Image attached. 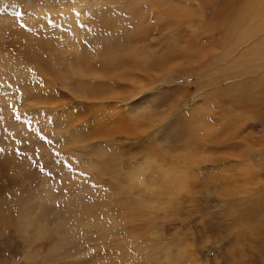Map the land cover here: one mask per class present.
<instances>
[{"label": "rangeland", "instance_id": "1", "mask_svg": "<svg viewBox=\"0 0 264 264\" xmlns=\"http://www.w3.org/2000/svg\"><path fill=\"white\" fill-rule=\"evenodd\" d=\"M15 1H0L9 14L0 20V62L20 59L15 61L29 65L32 82L26 96L18 92L28 84L18 83L0 95V247L7 249L0 264H264V87L241 98L220 91L212 96L205 112L208 135L189 143L211 160L194 167L189 189L170 190L173 206L161 210L151 191L126 186L130 164H145L147 154L172 161L187 135L198 138L206 87L193 66L205 60V50L222 51L231 31L225 23L234 15L227 8L237 0H122L115 9L108 1L89 9L81 0H55L72 6L71 18L59 24L51 10L36 11L41 1ZM14 10L23 15L13 17ZM70 20L80 41L108 40L112 46H102L104 52L136 41L154 58L148 69L132 73L136 84L98 77L88 92L50 62L49 54L69 42ZM172 38L177 50L203 51L185 59L174 50L173 63L162 67L154 60ZM121 59V68L133 72V62ZM162 76L167 83H154ZM145 96L152 97L148 109L156 115L168 113L164 133L141 131L129 117L127 105ZM61 113L66 117L54 116ZM68 130L72 136L63 135ZM119 242L125 247L107 257Z\"/></svg>", "mask_w": 264, "mask_h": 264}, {"label": "bare ground", "instance_id": "2", "mask_svg": "<svg viewBox=\"0 0 264 264\" xmlns=\"http://www.w3.org/2000/svg\"><path fill=\"white\" fill-rule=\"evenodd\" d=\"M13 1L14 0H11V3H13ZM38 1L39 2L41 1V2L36 5V11L46 12L47 10H51L52 13L56 14V17H58V19L56 20L57 24L65 23L66 21H68L71 18L72 6H68L67 4H62V3L53 4V1H55V0H51L47 4L43 2L45 0H38ZM104 1H108V3L110 4L109 8L115 9L118 7V3L121 2L122 0H120V1L117 0L115 2L109 1V0H81V6L85 7L86 5H89L88 8L92 9L93 3L99 4V3L104 2ZM30 2H33V0H26V5L28 6ZM37 2H33V3H37ZM238 2H239V0H237L235 3H231L230 6L227 8L229 10L231 9L234 15H232L233 17L231 15L228 16L231 19H228V20L225 19L226 20L225 25L229 24V26H231V29H230L231 31L229 32L230 33L229 35L227 34V36H225V39H227V42L224 44V48L222 49V51L219 50L221 52L218 53V52H214L212 49H210L208 51L205 50L203 53V55H204L203 59H205V60L203 62L200 61L198 64L195 63L196 65L193 66L194 69L200 71L199 75H202V78H203L202 87H204V86L206 87V89H203V92L201 93V94H203V96L205 98H204L203 104L201 103L202 105H200V109H199L200 119L199 120L196 119V121H198V122H196V123H198V124H196L197 125L196 128L198 129V127H199L201 132H198V131H195V132L197 134V137L200 138V140L198 138H194L195 136L193 137L192 134H191L192 137L187 135V138L184 140V145H183L184 147H182L181 151H178V149L181 148V147H178L177 149H175L171 153L170 156H172L171 158H173L172 161L169 160L170 157L167 158V157H164V156L158 155V154H155V155L147 154L146 157H144V158L149 159V160L145 164H142V165L130 164L128 167L130 173L128 176V183L126 186H130L131 188L136 189V190L139 189V190H141L140 192H142V190H143V192L146 190L151 191V194H154L155 197L154 196L153 197L156 199L154 206L158 207L161 210L166 209L167 206L169 208L171 206H173V199L175 197V193H174L175 191L180 192V191H184V190L189 189V181H190V177H193L192 172L194 173V167L201 164L202 162H205V160H207V159L211 160V157H205L204 154H203L204 156L200 155L196 149L198 147H196V146L192 147V144H189V143L195 139H197L198 142L199 141L202 142L201 139H204V137H203L204 133H206L208 135V133L205 130L206 125L208 126V122H207L208 119L205 117V112H206V109L208 111H211L209 103L212 99V96L214 94H216V91H220L222 93L223 97L225 95L226 98H227V96L229 98V96L233 97L235 95H238L237 98H241V97H243V94H246L248 92H249V94H251L252 88L254 86L264 87V69H263L264 68V0H242L241 2H239V4H238ZM15 3L16 4L18 3L17 0L15 1ZM26 10H28V9L26 8ZM8 15L9 14L6 13L5 11L3 12V14L0 13V20L7 18ZM235 16H237L238 19L235 18ZM232 19H234V21H231ZM71 20H70V22H71ZM43 22H45V21H43ZM76 24L73 22L70 23V25L73 28H72V33L70 34V37H69L70 39H69L68 44L65 46L58 45L57 46L59 48L58 53L52 54V55L49 54L50 55L49 58H50V62L52 63V65L55 67H58V70L63 75H65V74L67 76L72 75L73 78L76 80V84L78 86L85 85V87L88 88V90H89L88 92H92L93 91L92 89H94L93 83H95L94 79L98 78V77H107V78L111 77V78H115L114 81H117L118 83L120 80H127V81L134 82L136 84L137 78L135 80H132L133 77L135 76L132 73H134V72L139 73L142 70L144 71L145 68L148 69L149 63H147V61H150V59H152L153 54L151 53L152 54L151 55L149 52L146 51V49H149V48L137 47V44L135 41V40H137L136 38L135 39L132 38V40L130 41V42L135 41L132 43V47L129 46L130 48L127 47L126 49H124L122 51L121 47H119L117 45L114 47H110L109 49H107L104 52L102 46H108V45L112 46L111 43L108 40L107 41L104 40L103 43H100L98 41L99 39L97 37H96L97 40H92V41L89 40V41H91L90 43H85L82 40L80 41V38H79L80 32H79V28L76 26ZM139 31H141V30H139ZM177 39H178V37H177ZM223 39L224 38H222V41L225 40V39L224 40ZM177 41L178 40H176L174 42V38L169 40L170 45L167 46L166 53H163V52L158 53L157 52V57L155 58L154 61L158 62V64H162V67H164L163 65H164V62L166 60H167V62H169V64L173 63L170 60L173 58V57H171V55L173 54L174 50L175 51L177 50V47H175V44L178 45ZM222 41H220V42H222ZM216 44H218V43H216ZM45 45L46 44H44V46ZM216 47H217V45H216ZM200 50L201 51H199V49L196 50L195 48L192 49L191 47H188L187 49L177 50L176 54H177V57H184L185 59H187V58H191L195 55H198L199 53L201 54L203 49L200 48ZM216 51H218V50H216ZM209 53H210V55H209ZM167 56H169V58ZM2 57H4V55ZM121 57H125L126 59H129L130 61L133 62V64L135 65L133 72H130V70L128 68L127 69L121 68V65H120L122 62ZM195 58H196V56H195ZM15 60H20V59L15 58V59H11V61H8L5 63L0 62V95L5 94L7 88H10L11 86L16 85L17 83L19 85L24 86V84H28V82L29 83L32 82L31 70H30L29 65L26 63H23V62H16ZM132 66L133 65L131 64L130 67H132ZM147 71H149V70H147ZM192 74L190 76H192ZM130 78H132V79H130ZM152 80L154 81L155 79H152ZM12 82H14V83H12ZM155 82L167 83L168 79H166L164 76H162V77H158V79L156 81H154V83ZM220 83L221 84L223 83L224 85L223 84L222 85L224 87L222 85H220ZM90 84L92 85V89L90 87ZM29 86H30L29 84L27 87L24 86L23 90L18 92V93L22 94L23 96H26L27 92L29 91L28 90ZM212 86H214L213 89H212ZM249 86H252V87L248 88ZM95 87L98 90V92H101V90L103 89L102 87H100L99 84H96ZM159 87H160V85L158 86V89H159ZM100 96H101V94H100ZM136 96H137V94L133 95L132 97L135 98ZM152 96H153V93H152ZM122 97L128 98V97H126V95H123ZM12 101H14L13 97L9 99L8 107L14 105V104L9 105V103ZM216 101H217V99H216ZM207 102H208V104H207ZM151 103H152V97L145 96L142 99H140V101L138 103L127 105V109L130 110L129 114H133V115H130L129 117L133 118L135 126L137 124H140L141 127H139V128L141 131H145V132L149 131V132H153L154 134L155 133L158 134V133H162V132L164 133V128H165L164 126L168 125V123L170 122L167 119L168 113L162 112V114H160V112H159L160 115H156L154 113L153 109H148L149 106L151 105ZM145 104H147V106L143 107ZM174 105L175 104H172L171 107H173ZM195 105H193V106H195ZM208 111H207V113H208ZM193 114H194V112H193ZM193 114H191V115H193ZM61 115L66 117V114H64V113L54 114L55 117L56 116L60 117ZM188 118H190V117H188ZM195 118H197V117L195 116ZM163 119H167V120H164L167 122L165 123L163 121ZM59 127H62V126H59ZM80 132H82V131H80ZM202 132H203V134H202ZM78 133H77V135H78ZM71 134H73V130H68V131H65L63 133V135H66L67 137L72 136ZM193 144H195V143H193ZM197 145H199V144H197ZM200 146H201V144H200ZM199 149H200V147H199ZM203 150H201V151H203ZM101 151L105 152L104 149H101ZM106 153H108V152H106ZM161 160H166L168 162H166V164L162 165V167H161L160 166L161 164L160 165L157 164L158 162L161 163ZM175 165H177V166L175 168H173L171 171V167H173ZM152 167H153V169L151 170L150 168H152ZM99 170H100V168H99ZM154 172L157 173L158 178H160V180H159L160 182L155 181L156 177H155ZM126 179H127V174H126ZM13 186L14 185L12 184V187ZM160 190H162L161 193L157 194V192ZM170 190L174 191V192H171ZM258 192H259V190H258ZM263 192H264V189H263ZM29 194H30V191H29ZM139 198H141V197H139ZM257 198H259V197H257ZM142 199H143V201H145L144 198H142ZM18 204H20V202H18ZM29 207H30V205H29ZM30 210H31V208H30ZM77 215H78V213H77ZM62 228H64V227H62ZM64 238L66 239L67 237H64ZM133 240H134V238L132 239V241ZM130 242L131 241H128V243H130ZM128 243H127V245H128ZM132 244H133V242H132ZM122 245L119 242V244H116L111 249H109L107 251V254L110 256H108L106 254L107 257H110V258L114 257V256H111V254L118 251L120 249V246H122ZM125 245L126 244H124L123 246L125 247ZM123 246L121 247V249L123 248ZM31 248H33V247H31ZM105 248H106V246H105ZM108 248H109V246H108ZM116 253H118V252H116ZM103 257L106 258V256H103ZM166 264H167V262H166Z\"/></svg>", "mask_w": 264, "mask_h": 264}, {"label": "snow or ice", "instance_id": "3", "mask_svg": "<svg viewBox=\"0 0 264 264\" xmlns=\"http://www.w3.org/2000/svg\"><path fill=\"white\" fill-rule=\"evenodd\" d=\"M4 10H5L4 8H0V11H4ZM22 15H23V13L20 12V11H17V10H14V11L12 12V16H13V17H20V16H22ZM20 27L23 28L24 25H23V24H20ZM141 98H142V97H138L137 100L134 101V102L138 103L139 100H140ZM181 108H182V104H181ZM175 115H177V113H174V116H175ZM17 119H19V117H17ZM0 151H3V150H0ZM2 162H3V161L0 160V163H2ZM37 167H39V166L37 165ZM61 182H62V181H61ZM3 251H7V249H3L2 247H0V254H2Z\"/></svg>", "mask_w": 264, "mask_h": 264}, {"label": "crops", "instance_id": "4", "mask_svg": "<svg viewBox=\"0 0 264 264\" xmlns=\"http://www.w3.org/2000/svg\"><path fill=\"white\" fill-rule=\"evenodd\" d=\"M127 110V109H126ZM128 112L130 111V110H127Z\"/></svg>", "mask_w": 264, "mask_h": 264}]
</instances>
